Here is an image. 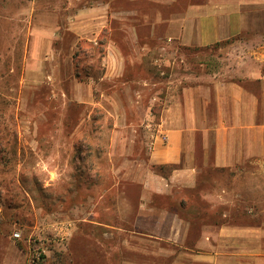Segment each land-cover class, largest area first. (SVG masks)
<instances>
[{
    "label": "rangeland",
    "instance_id": "374dc122",
    "mask_svg": "<svg viewBox=\"0 0 264 264\" xmlns=\"http://www.w3.org/2000/svg\"><path fill=\"white\" fill-rule=\"evenodd\" d=\"M169 1L0 0V208L30 264L186 263L178 247L133 233L139 182L184 76L197 83L232 51L169 42L166 20L206 0ZM95 6L106 7L104 30L79 39L69 20ZM51 24L57 38L38 72L35 28ZM111 48L123 65L113 77ZM191 199L188 213L204 208L200 191Z\"/></svg>",
    "mask_w": 264,
    "mask_h": 264
},
{
    "label": "crops",
    "instance_id": "0c3cea01",
    "mask_svg": "<svg viewBox=\"0 0 264 264\" xmlns=\"http://www.w3.org/2000/svg\"><path fill=\"white\" fill-rule=\"evenodd\" d=\"M105 13L79 9L68 29L95 40ZM256 14H264V0L190 1L166 20L169 42L221 52L230 43L232 51L197 83L184 76L182 97L162 120L166 128L150 137L149 168L139 182L133 233L178 247L184 264H264V23ZM57 27L35 28L32 69L44 70ZM117 56L109 49L106 76L122 74ZM197 191L204 208L188 213ZM16 241L0 208V264H30Z\"/></svg>",
    "mask_w": 264,
    "mask_h": 264
},
{
    "label": "built area",
    "instance_id": "2783aa9c",
    "mask_svg": "<svg viewBox=\"0 0 264 264\" xmlns=\"http://www.w3.org/2000/svg\"><path fill=\"white\" fill-rule=\"evenodd\" d=\"M14 237L18 239L20 237V234L19 233H14Z\"/></svg>",
    "mask_w": 264,
    "mask_h": 264
}]
</instances>
